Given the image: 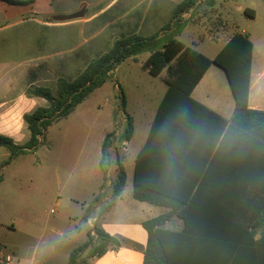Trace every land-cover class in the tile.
Here are the masks:
<instances>
[{
	"label": "rangeland",
	"instance_id": "374dc122",
	"mask_svg": "<svg viewBox=\"0 0 264 264\" xmlns=\"http://www.w3.org/2000/svg\"><path fill=\"white\" fill-rule=\"evenodd\" d=\"M26 1L23 6L0 8V103H4L0 131L9 134L18 132L24 113L50 105L29 98V89L49 87L57 94L60 78H76L120 38L160 32L185 0ZM247 8L255 11L254 18L245 14ZM78 11H85V16L56 19ZM176 29L177 40L206 56L216 54L235 32H245L264 64V0H205L183 14ZM218 35L220 41L211 37ZM149 54H140L138 62L126 60L117 74L120 84L113 76L67 118L54 121L35 150L10 158L11 151L0 147V244L13 264H26L33 253L42 264H68L72 251L86 242L90 228L85 217L90 211L85 205L96 188L106 187L107 176L99 166L102 143L116 127L126 126L128 115L136 124L133 140L117 144L118 151L113 152L121 155L128 174L123 196L133 199L134 156L148 135L164 90L162 75L152 76L142 68ZM128 66L130 72L125 73ZM163 73L166 76V70ZM26 135V130L19 133L16 141L23 145ZM115 169L117 163L110 169L113 182ZM86 185L92 192L82 191ZM70 197L79 200L77 205H68ZM88 254L81 264L90 263Z\"/></svg>",
	"mask_w": 264,
	"mask_h": 264
},
{
	"label": "trees",
	"instance_id": "16d2710c",
	"mask_svg": "<svg viewBox=\"0 0 264 264\" xmlns=\"http://www.w3.org/2000/svg\"><path fill=\"white\" fill-rule=\"evenodd\" d=\"M11 5L21 6L26 0H2ZM199 0H185L173 10L171 19L163 29L150 36L139 34L116 40L112 48L87 65L76 78H60L57 94L49 87L29 89V97L43 98L48 107H39L26 114L24 120L30 131V140L24 145L0 134V147L11 151V157L35 150L45 139L49 126L54 121L67 118L90 94L103 87L112 77L115 69L126 60L149 51L143 68L152 76H160L166 70L167 92L160 103L152 122L146 143L140 150L134 172L133 197L139 201L164 206L169 212L143 223L149 234L145 249L136 243L122 240L106 233L99 227L90 229L87 240L71 253L68 264H81L82 257L89 252V259L100 258L109 250H118L124 244L144 253L143 264H208L206 252L201 250V238L191 233L197 228L239 229L243 233L233 236H212L217 250L214 264H264V111L249 107L251 71L254 44L246 33H234L223 49L213 58L186 46L175 37L181 16L193 9ZM245 14L255 17L253 9H245ZM164 35V36H163ZM171 35V36H170ZM216 65L227 75L235 101L233 116L225 119L191 97L196 85L210 66ZM123 97V104L126 105ZM195 107V108H194ZM183 111H205L219 122L216 142L217 150L209 169H213L223 150L226 151L225 169L217 172L206 171L204 179L219 178L227 183L225 189H209L208 204L202 205L200 194L203 190L194 187L182 189L168 185L176 173L164 169L159 173L146 171L145 159H150L156 149L178 148L175 137L179 132L176 117ZM196 113V112H194ZM185 126V119L180 125ZM134 125L127 120L125 130L106 135L102 146L100 167L107 174L106 162L110 150L117 153L118 145L131 140ZM116 180L112 195L117 198L126 185V172L121 160H117ZM159 181H165L164 186ZM168 182V183H167ZM219 197V199H218ZM213 198L216 200L213 202ZM218 199V200H217ZM220 200V203H219ZM205 212L202 219L201 213ZM177 214L184 221L180 232L165 228L169 219ZM262 229L257 236V230ZM226 249V250H225ZM208 255V254H207Z\"/></svg>",
	"mask_w": 264,
	"mask_h": 264
},
{
	"label": "crops",
	"instance_id": "0c3cea01",
	"mask_svg": "<svg viewBox=\"0 0 264 264\" xmlns=\"http://www.w3.org/2000/svg\"><path fill=\"white\" fill-rule=\"evenodd\" d=\"M11 5L7 2L0 0V8L7 9L8 6L3 5ZM16 6V5H11ZM23 6V5H21ZM76 5L70 8V10H74ZM176 6V5H175ZM34 12L38 13L37 10ZM58 13H62L60 11H56ZM226 31V30H225ZM221 31H218V34ZM236 33V32H235ZM238 33H245V32H238ZM139 34V32H138ZM247 34V33H246ZM232 34L228 39H226L213 56H207L210 59H213L227 44L230 38L233 36ZM249 35V34H248ZM164 36V35H163ZM254 44V52H253V64H252V71H251V87H250V95H249V107L255 110H262L264 111V64L262 63L261 59L258 57L256 58V46ZM214 40L220 41L219 35L215 38L211 36ZM184 43V42H183ZM185 44V43H184ZM186 45V44H185ZM188 46V45H186ZM190 47V46H189ZM199 52V51H198ZM203 54V53H202ZM206 56V55H205ZM132 62H138L139 56L136 57V60L130 58L127 60ZM127 61L120 64L115 71L113 72V76L116 79L117 83L120 84V81L117 78V74L121 72V68L123 64ZM143 68V65H142ZM130 72V66L126 68L125 73ZM165 73H162V82L164 83V90L160 96V101L157 105L156 112L162 102L167 89L168 85L165 81ZM156 77V76H155ZM158 77V76H157ZM228 85V80L226 77L225 72L218 66L212 65L206 71L203 78L200 82L196 85L191 93V97L200 103L201 105L208 108L210 111L215 112L219 116L230 119L233 116L234 108H235V101L232 90ZM231 90L233 102L231 103V99L228 93ZM29 98H36V97H29ZM39 99V98H37ZM43 99V98H41ZM45 100V99H44ZM127 104V102H126ZM4 103H0V107H2ZM127 109V105H125ZM48 107V106H47ZM195 108V107H194ZM196 111H183L180 109L179 115L176 117V121L179 122V132H177V136L175 137V145L178 148H171V149H156L151 153L150 159H145V169L146 171H156L160 172L164 169H170L176 173L175 178L171 179L168 183L170 186L179 187L182 189H190L194 187L193 193L197 191L198 188H202L200 194V201L202 205L208 204L209 202V194L211 191L209 189H217V193H220L219 189H225L227 183L225 181L220 180L219 178H205L204 173L206 171L215 170L220 172L221 170L225 169L226 164V151L223 150L221 157L218 158L217 164L213 169H209L210 162L213 160L215 156L216 148L211 151L212 145H218L220 142H216L218 132H219V122L215 117H212L205 111H199L198 109H192ZM35 109L29 113H24L23 115V123L20 128H18V132H14V134H9L6 132L0 131V134L5 135L13 139V141L20 145L16 139L19 138V133H27V140H25L24 144H26L30 140V134H28V125L24 120V116L26 114H30L34 112ZM196 112V113H194ZM156 116V113H155ZM154 116V118H155ZM153 118V120H154ZM128 119L133 121L134 125V133L136 130V124L134 118L128 115ZM185 119L187 124L184 126L181 122ZM150 123V128L152 122ZM27 126V127H26ZM125 125L122 128L115 129L117 135H120L125 130ZM149 128V132H150ZM30 132V131H29ZM148 132V135H149ZM146 136L145 141L143 142L142 146L139 148L138 152L134 156L135 166H136V159L137 156L146 143L148 138ZM133 136L130 141L124 142L131 143L133 140ZM105 140V138H104ZM103 140V143H104ZM102 143V144H103ZM23 144V145H24ZM123 145V144H122ZM102 150V149H101ZM103 156V153H102ZM107 162L109 166H107V174L101 169V171L107 176V180L104 186H100L97 190L92 192V187L86 185L82 187V191L92 192V197L90 202L85 205V208H88L90 213L85 217V222L88 228L92 229L94 227H99L104 230L106 233L118 237L122 240L129 241L136 243L140 248L145 249L148 244L149 234L147 230L144 228L143 223L157 218L167 212L170 211L169 208L152 204L146 201H139L133 197V199L127 200L123 196V191L117 198H113L112 195V187L115 181L110 180V173H111V166L117 163V160H121L120 154H115L112 151L108 152L107 155ZM12 158V157H10ZM102 159V158H101ZM101 161V160H100ZM122 163V161H121ZM123 164V163H122ZM100 166V162H99ZM124 166V164H123ZM101 168V167H100ZM125 172L126 167L124 166ZM116 170V169H115ZM135 172V167H134ZM134 172H133V183H134ZM126 177L128 178V174L126 172ZM2 179V178H1ZM116 180V178H115ZM127 182V180H126ZM165 181H159L158 183L163 184L164 186H168L164 183ZM111 189V190H110ZM108 191V192H107ZM219 199V197H218ZM217 199V200H218ZM216 199L213 198V202ZM78 199L74 197H70L67 199L68 205H77ZM87 203V202H86ZM220 203V200H219ZM205 212L201 213V218H205ZM76 216L75 218H77ZM184 221L182 218L178 217L177 214L173 215L169 221L165 224V228L180 232L183 229ZM262 229L257 230V236L261 234ZM243 232L239 229H213V228H197L193 231V235L203 237L201 238V250L206 252V257L208 258V264H214L215 261V254L217 250H223V246L215 245L211 238L212 236H233L237 234H242ZM139 249L136 250L131 248L129 245L124 244L118 250H109L104 256L100 258L90 259L89 264H143L144 263V253L143 250ZM226 250V249H225ZM26 264H42V262L38 261L33 253L26 259ZM19 264V263H18ZM21 264V263H20Z\"/></svg>",
	"mask_w": 264,
	"mask_h": 264
},
{
	"label": "built area",
	"instance_id": "2783aa9c",
	"mask_svg": "<svg viewBox=\"0 0 264 264\" xmlns=\"http://www.w3.org/2000/svg\"><path fill=\"white\" fill-rule=\"evenodd\" d=\"M203 1L205 0H199L198 3H202ZM124 145H126V143H124ZM13 261V257L6 253L5 247L0 244V264H13Z\"/></svg>",
	"mask_w": 264,
	"mask_h": 264
},
{
	"label": "water",
	"instance_id": "95a60500",
	"mask_svg": "<svg viewBox=\"0 0 264 264\" xmlns=\"http://www.w3.org/2000/svg\"><path fill=\"white\" fill-rule=\"evenodd\" d=\"M84 16H85V11H78L72 14L57 16L56 19L61 20V21H71L74 19L82 18Z\"/></svg>",
	"mask_w": 264,
	"mask_h": 264
}]
</instances>
